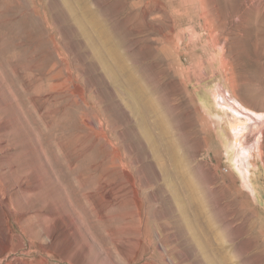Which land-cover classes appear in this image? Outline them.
Here are the masks:
<instances>
[{
	"label": "rangeland",
	"instance_id": "374dc122",
	"mask_svg": "<svg viewBox=\"0 0 264 264\" xmlns=\"http://www.w3.org/2000/svg\"><path fill=\"white\" fill-rule=\"evenodd\" d=\"M0 264H264V0H0Z\"/></svg>",
	"mask_w": 264,
	"mask_h": 264
},
{
	"label": "bare ground",
	"instance_id": "6f19581e",
	"mask_svg": "<svg viewBox=\"0 0 264 264\" xmlns=\"http://www.w3.org/2000/svg\"><path fill=\"white\" fill-rule=\"evenodd\" d=\"M221 87V86H220ZM218 97V103L221 105V106H226L227 109H230L232 112H234L236 115L241 116V115H244L247 114L248 115V118H250V114L249 113H246L247 110H245L242 106L238 105L237 101H234V103L237 104V107L236 106H231L230 105V102L229 100L224 97V91L222 89H217V95ZM208 96L207 94L204 95V98H201L200 101H201V105L203 108H205V111H207L208 113H211V114H214V110L212 112V108L210 106V102H208L206 99ZM229 97V96H228ZM244 110V111H243ZM146 113L148 115H152V116H155L156 119H157V125H159L162 129V137H164V144L167 148V152L168 154L171 156H174L176 154V151H177V141L176 139L171 135L172 132L170 130V128L168 127L167 125V119L166 117L164 116V114L162 112L159 111L155 101L153 99H150L148 101V104H147V109H146ZM207 113V114H208ZM215 115V114H214ZM212 116V115H211ZM217 117L218 121H219V116H215ZM253 118V117H252ZM258 119H260V117H257ZM243 126H238V129H236L238 131L237 135L239 136V133L244 130L245 126H247L246 128H249V124L246 123V124H242ZM239 127H241V129H239ZM227 133V132H226ZM225 134V133H224ZM222 139L225 140L226 139V136L223 135L222 136ZM239 167V166H238ZM183 169V168H181ZM240 170L241 172L243 173V170L242 168L240 167ZM187 171V170H186ZM185 173V172H184ZM181 174V173H180ZM183 175V173H182ZM183 176H186L185 174ZM245 177V176H244ZM189 179V178H188ZM187 180V179H186ZM188 182V181H187ZM186 183V182H185ZM188 184V183H187ZM191 186V185H190ZM189 187V186H188ZM191 188V187H190ZM190 192V191H189ZM187 194V193H186ZM194 195V194H193ZM188 196V195H187ZM194 202V198L192 195H190L189 197V204H192ZM197 203V202H196ZM187 207V206H186ZM196 207V206H195Z\"/></svg>",
	"mask_w": 264,
	"mask_h": 264
}]
</instances>
